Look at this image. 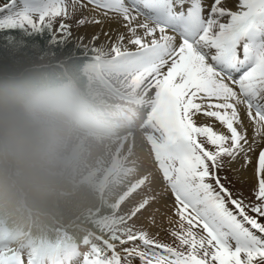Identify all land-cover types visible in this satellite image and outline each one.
<instances>
[{"label": "snow or ice", "instance_id": "1", "mask_svg": "<svg viewBox=\"0 0 264 264\" xmlns=\"http://www.w3.org/2000/svg\"><path fill=\"white\" fill-rule=\"evenodd\" d=\"M89 6L78 27L113 21L126 30L110 57L84 49L143 89L152 153L179 219L170 242L150 231L154 218L137 223L158 199L152 175L103 233L62 251L0 245V264H264V0H7L0 32L43 35L61 18L64 37L49 39L63 44L72 27L64 21ZM249 168L246 196L233 177Z\"/></svg>", "mask_w": 264, "mask_h": 264}, {"label": "trees", "instance_id": "2", "mask_svg": "<svg viewBox=\"0 0 264 264\" xmlns=\"http://www.w3.org/2000/svg\"><path fill=\"white\" fill-rule=\"evenodd\" d=\"M50 35L47 30L36 36L0 32V208L2 220L24 228L30 224L35 235L79 238L80 213L97 209L101 201L89 185L48 168L49 135L27 104L49 90L88 94L85 67L94 60L75 42L54 45ZM47 56L46 64L35 63ZM21 196L31 212L22 207Z\"/></svg>", "mask_w": 264, "mask_h": 264}, {"label": "rangeland", "instance_id": "3", "mask_svg": "<svg viewBox=\"0 0 264 264\" xmlns=\"http://www.w3.org/2000/svg\"><path fill=\"white\" fill-rule=\"evenodd\" d=\"M6 2V0H0V7H2ZM91 15L92 14L90 13L89 8L81 9L74 14L71 20L64 21L65 23H69L72 26L71 36L66 38V42H75L77 46H87L89 49L93 47L101 49L102 52L108 57L114 55V53L111 51L114 42L111 43L110 39L100 42V37L95 41H93V37L86 41L83 38L82 33L85 31L84 28L89 27V25L97 27V24H85L84 26L78 27L76 21L83 16ZM60 23L61 18H57L53 22L52 34H54L57 39L64 37V33L58 31ZM103 28V26L99 27V33H96V30L93 31L95 34H100V30ZM124 45L128 49L135 47L134 45L128 44L127 41L124 42ZM48 57L50 56L36 58L35 63L37 65L45 64L50 59ZM95 57L97 60L96 64L87 69V73L90 77L88 86L91 93L90 97L81 96L79 98L73 97L66 99L61 96L57 97L53 94H50L39 100V102L33 106V110L38 118L44 120L47 125L54 129V142L51 144L52 147L50 153V166L53 171H61L65 163H72L75 160L74 164L77 167L74 177L76 180L85 178L94 182L96 179L98 181H103L104 186L108 191V196L111 203L117 205V212L119 214H123V212L127 213L131 209V206L134 203H137L140 199L134 196L135 193H137L135 191L141 189L140 186L137 187V184L141 183L140 185L143 186L144 181L146 183L148 182L147 179L142 180L137 178L140 174H133L135 170L138 172L140 171L130 161L143 163L148 169H154L155 176H159L161 178V174L159 175V170V173H157L155 169L156 163L154 161V153H152L150 136L148 137L147 134H145L146 132L150 133V130H148L149 128L144 127L146 130L142 135L139 132L137 133V131H141V128H143L142 126L147 122L144 120L147 109L144 104V99L142 98L143 89H138L137 87L133 86L126 75L116 71L106 62V58H98L96 55ZM151 94L152 93H150V95ZM141 98L142 102L139 100ZM259 99L257 102L264 104V96H261ZM116 100L123 101L125 103L116 104ZM123 108L128 109L127 113L129 114L135 113H132L130 108H133L138 114H142V118L139 120V122H141L143 119L142 126L141 122L139 126L138 124L136 126L138 127L136 129L137 131L130 129V131H133L122 132L120 134H115L118 131L114 133L111 132V130L102 131L104 129L102 124L107 128L109 123H112L115 127L114 124H117L116 121L118 120L111 119H118V117L123 116V114L120 112ZM79 116L80 121L78 120ZM93 123H96V125ZM86 124L91 125L92 128H88ZM130 127H132V125ZM126 133L129 135L126 136ZM131 137L133 138L131 139ZM138 137L143 143L136 142V138ZM111 141H114L115 145L111 151L107 153L108 143ZM137 144L141 145L137 147ZM117 145L118 149L116 148V154L111 156L115 146ZM145 146L146 149H148L151 158L149 157L148 153H146L147 150L145 152L143 149ZM98 150H104V158L98 157ZM126 151H128V153H126ZM75 152H78L77 157L71 158L73 156L72 154ZM69 159L71 160L69 161ZM107 166L116 169V172L119 176H103V172ZM128 166L133 169L131 171H126L128 170ZM237 180H242L243 182L239 183ZM233 183L236 189L242 190L247 196L249 194L250 188L255 183V179H244L241 176L233 177ZM163 187L168 193L166 195H172L170 191H168L166 184ZM159 193L165 194L163 193L162 189L159 190ZM83 213H86V210L80 214L82 215ZM119 217L120 216H118L117 219ZM170 217L172 218V223H170L167 218L166 220L162 219L160 223L155 222V224L150 227V231L153 234L159 232L158 238L166 242H170V238L167 234L168 230L176 227L175 222L179 219L175 214H171ZM110 219L111 218L109 217L105 220L109 221ZM137 223L143 224L145 227H149V220H144L142 217ZM48 245L44 246V249L47 247L50 249L51 247ZM37 250H39V248Z\"/></svg>", "mask_w": 264, "mask_h": 264}, {"label": "bare ground", "instance_id": "4", "mask_svg": "<svg viewBox=\"0 0 264 264\" xmlns=\"http://www.w3.org/2000/svg\"><path fill=\"white\" fill-rule=\"evenodd\" d=\"M89 9H90V13L91 14H93V11H92V9H91V6H89ZM144 19V17H140L139 18V20L140 21H142ZM97 27H93L92 25H89V27H85L84 29H85V31L82 33L83 34V38L85 39V41L86 40H90L91 39V37H93V34H95V32L93 31V30H96V33L98 32L99 33V27L100 26H103L104 28L103 29H101L100 30V34H99V37H100V42H103V41H106V40H109L110 39V42L111 43H115V41H116V35H117V33L118 32H124L125 34H126V30L123 28V27H121L120 25H118L117 23H115V22H113V21H105L104 23H103V25H96ZM107 30V31H106ZM169 32H171V31H169ZM104 33H107V35H105ZM127 35V34H126ZM127 40H125L124 42H126ZM111 45V44H110ZM112 46V45H111ZM132 48V47H131ZM259 101H260V99H259ZM134 114H136V116H139L140 114H138L137 112H135ZM137 121V118L135 119H132V120H129L128 122H136ZM120 127H128V123H125V126H120ZM146 127V126H145ZM111 128V127H110ZM115 128H117V127H115ZM148 128V127H147ZM106 130H109L108 128H106ZM146 130V129H145ZM145 130H141V131H137V133L139 132L141 135L143 134V132L145 131ZM116 132V131H115ZM129 134H127L126 133V136H128ZM138 136H140V135H138ZM133 137H131V139H132ZM130 139V138H129ZM131 142V141H130ZM136 142H142V140L138 137V138H136ZM143 143V142H142ZM106 145V144H105ZM114 145H115V142L113 141H111V142H109L108 143V147H107V153H109L110 151H111V149L114 147ZM138 145V144H137ZM141 144H139L137 147H139ZM93 146V145H92ZM118 147V145L117 146H115V148H114V151H113V153H112V155L111 156H113L114 154H116V152H117V148ZM95 148V147H94ZM93 148V149H94ZM117 148V149H116ZM125 148H126V145H125ZM143 149L145 150V152H146V150H147V152L146 153H148V155H149V157H150V153L148 152V149H146V146L145 147H143ZM95 150V149H94ZM96 150H97V148H96ZM125 150V149H124ZM129 151V150H128ZM128 151H126V153H128ZM98 154V157H101V158H104V156H105V152H104V150L102 151V150H98V152H97ZM100 154V155H99ZM125 154V153H124ZM118 155V154H117ZM128 155V154H127ZM107 156V155H106ZM130 156V155H129ZM151 158V157H150ZM132 164H134L137 168H138V170L140 171V172H138V171H134L133 172V174H135V173H137L139 176L137 177V178H140V179H142V180H145V179H147L148 181H150L151 179V177H152V175H154V169H148L147 167H146V165H144L143 163H138V162H136V161H130ZM127 163V162H126ZM126 166V165H125ZM133 168H131V167H129L128 166V170H126V171H131ZM155 169H156V171H157V173H159L158 172V168L156 167V164H155ZM124 170V169H123ZM123 175V174H122ZM159 175H160V173H159ZM137 176V175H136ZM155 176V175H154ZM161 176V175H160ZM150 177V178H149ZM241 177L242 178H247V179H251V178H253V179H255V177H254V172H253V169H251V168H249V169H247V170H245L243 173H242V175H241ZM138 182H140V181H138ZM141 183H138L137 184V187H141V189H139V190H137L136 192L137 193H135V195L134 196H136V198H141V196L144 194V189H145V187L147 186V183L144 181V183H143V186L142 185H140ZM163 186H165V183H163V181L161 180V178L159 177V176H155V185H154V192H155V194H156V196H157V202H155V203H153L151 206H150V208L147 210V211H145L144 213H143V216H142V218L144 219V220H149V219H153L154 218V220H155V222L156 223H160L161 221H162V219L163 220H166L168 217H170L171 216V214H174V197L172 196V195H166V194H168L167 192H166V190L164 189V187ZM160 189H162L163 190V193H165V194H160L159 193V190ZM133 196V197H134ZM172 205V206H171ZM152 214V216L150 217V215L149 214Z\"/></svg>", "mask_w": 264, "mask_h": 264}]
</instances>
